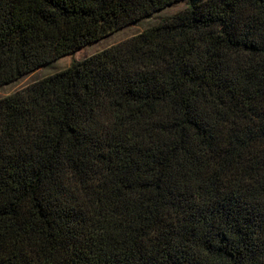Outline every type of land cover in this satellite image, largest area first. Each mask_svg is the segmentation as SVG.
Returning <instances> with one entry per match:
<instances>
[{"label":"trees","instance_id":"obj_1","mask_svg":"<svg viewBox=\"0 0 264 264\" xmlns=\"http://www.w3.org/2000/svg\"><path fill=\"white\" fill-rule=\"evenodd\" d=\"M180 0H0V86ZM0 98V264H264V0H187Z\"/></svg>","mask_w":264,"mask_h":264},{"label":"rangeland","instance_id":"obj_2","mask_svg":"<svg viewBox=\"0 0 264 264\" xmlns=\"http://www.w3.org/2000/svg\"><path fill=\"white\" fill-rule=\"evenodd\" d=\"M188 4L187 0H180L172 3L158 11L153 12L149 17L142 18L133 24L124 26L110 35L103 37L97 41L86 44L85 46L77 49L75 52L63 55L52 62H49L37 69L23 75L21 78L11 83L0 86V98L11 94L30 83L61 69L69 66L73 61L81 60L89 55L100 51L112 44L120 42L132 35L141 32L143 29L158 23L162 18L169 16Z\"/></svg>","mask_w":264,"mask_h":264}]
</instances>
